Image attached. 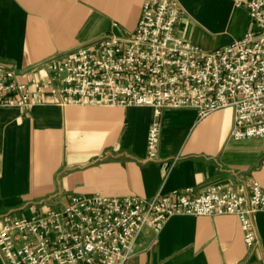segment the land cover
Returning <instances> with one entry per match:
<instances>
[{"label": "crops", "instance_id": "obj_1", "mask_svg": "<svg viewBox=\"0 0 264 264\" xmlns=\"http://www.w3.org/2000/svg\"><path fill=\"white\" fill-rule=\"evenodd\" d=\"M175 1L178 35L206 51L253 28L235 7L244 0ZM142 2L0 0V65L27 71L105 35L123 36L136 27ZM152 118L150 107L59 106L48 95L25 111L0 107V229L74 195L197 197L246 180L264 187V138L231 140V108L203 118L163 109L157 160L149 162ZM253 222L258 242L248 249L235 216H172L158 233L144 227L124 264H264V212Z\"/></svg>", "mask_w": 264, "mask_h": 264}, {"label": "built area", "instance_id": "obj_2", "mask_svg": "<svg viewBox=\"0 0 264 264\" xmlns=\"http://www.w3.org/2000/svg\"><path fill=\"white\" fill-rule=\"evenodd\" d=\"M235 7L246 10L253 28L206 51L178 35L183 14L175 0H143L136 27L123 36L105 35L27 71L0 65V107L25 111L43 95L59 106L150 107L149 162L157 160L163 109H194L203 118L231 108V140L264 138V0ZM259 212L264 187L254 180L234 190L211 186L197 197L74 195L3 226L0 255L6 264H124L144 227L158 233L177 215L235 216L253 249Z\"/></svg>", "mask_w": 264, "mask_h": 264}]
</instances>
